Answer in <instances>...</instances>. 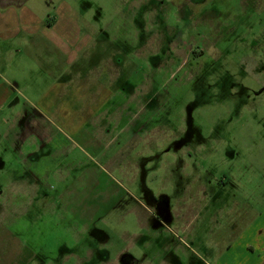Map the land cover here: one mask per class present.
<instances>
[{"label": "rangeland", "instance_id": "1", "mask_svg": "<svg viewBox=\"0 0 264 264\" xmlns=\"http://www.w3.org/2000/svg\"><path fill=\"white\" fill-rule=\"evenodd\" d=\"M13 1L59 21L78 61L40 35L4 76L68 142L0 207V264H193L181 206L230 172L229 199L264 189V0ZM10 152L0 183L28 180Z\"/></svg>", "mask_w": 264, "mask_h": 264}, {"label": "crops", "instance_id": "2", "mask_svg": "<svg viewBox=\"0 0 264 264\" xmlns=\"http://www.w3.org/2000/svg\"><path fill=\"white\" fill-rule=\"evenodd\" d=\"M66 25L68 32L70 26ZM60 27L61 23L56 20L45 23L30 7L8 3V0L0 4V146L6 142L17 164L32 169L28 180L18 174L17 179L0 183V207L8 205L5 200L8 195L16 194L15 203L19 201L25 182L39 187V180L32 182L39 170L37 165L46 163L68 142L61 133L58 138L50 139V128L43 120H50L48 111L26 105L27 111L23 113L20 109L23 93L4 78L12 65L10 62H37L34 52L43 44V38L48 43L57 42L64 54L69 53L67 64L77 62L72 58V51L69 52L66 39L60 35L58 41L55 39L54 30L60 32ZM40 35L43 38L39 39ZM14 50L19 51L17 58ZM61 89L65 92L64 86ZM6 114L10 119L2 118ZM24 146L32 153L28 158L23 152ZM5 167V161L0 158V171ZM47 170L50 171L49 167ZM235 181V176L228 173L223 179L224 188L213 192L205 187L198 193L197 201L181 206V212L177 213L176 238L179 246L186 248L190 246L186 239L189 240L193 264H264V189L240 188L238 197L229 199L228 194L236 196L232 188Z\"/></svg>", "mask_w": 264, "mask_h": 264}, {"label": "flooded vegetation", "instance_id": "3", "mask_svg": "<svg viewBox=\"0 0 264 264\" xmlns=\"http://www.w3.org/2000/svg\"><path fill=\"white\" fill-rule=\"evenodd\" d=\"M130 258H127V254H123L122 258H121V263L122 264H137V261H134V262H130L129 260Z\"/></svg>", "mask_w": 264, "mask_h": 264}, {"label": "trees", "instance_id": "4", "mask_svg": "<svg viewBox=\"0 0 264 264\" xmlns=\"http://www.w3.org/2000/svg\"><path fill=\"white\" fill-rule=\"evenodd\" d=\"M11 3H13V4H15V5H23V4H24L23 2H18V3H16L15 1H13V2H11Z\"/></svg>", "mask_w": 264, "mask_h": 264}]
</instances>
